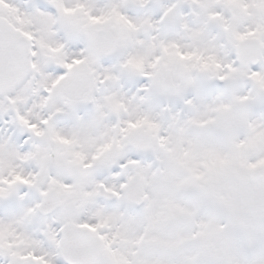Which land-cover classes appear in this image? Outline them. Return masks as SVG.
<instances>
[{
    "label": "snow or ice",
    "instance_id": "6c2138e0",
    "mask_svg": "<svg viewBox=\"0 0 264 264\" xmlns=\"http://www.w3.org/2000/svg\"><path fill=\"white\" fill-rule=\"evenodd\" d=\"M0 264H264V0H0Z\"/></svg>",
    "mask_w": 264,
    "mask_h": 264
}]
</instances>
